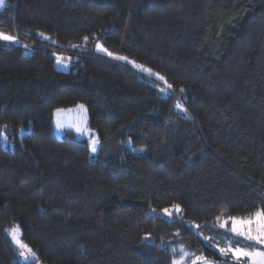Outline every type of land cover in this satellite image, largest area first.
<instances>
[{
    "label": "trees",
    "instance_id": "16d2710c",
    "mask_svg": "<svg viewBox=\"0 0 264 264\" xmlns=\"http://www.w3.org/2000/svg\"><path fill=\"white\" fill-rule=\"evenodd\" d=\"M0 31L29 45L0 40V264H23L15 225L35 264H231L188 225L216 241L217 217L264 208V0H6ZM79 104L97 158L55 134Z\"/></svg>",
    "mask_w": 264,
    "mask_h": 264
},
{
    "label": "snow or ice",
    "instance_id": "6c2138e0",
    "mask_svg": "<svg viewBox=\"0 0 264 264\" xmlns=\"http://www.w3.org/2000/svg\"><path fill=\"white\" fill-rule=\"evenodd\" d=\"M4 4L5 0H0V7H3ZM39 35L44 39H50L49 37L44 36L43 33H39ZM85 39H87V37H85ZM0 40L10 43L18 42L15 37L2 32H0ZM97 50L106 53L108 56L114 59L132 63L136 68L142 71H146L150 75H155L162 81L164 80V78L159 76L157 73H153L151 69H148L143 65L136 64L134 61L128 60V58L125 56H116L99 44L97 45ZM63 60L64 58L57 57L58 63L63 62ZM165 84L167 85V88L172 87V85L167 84L166 81ZM80 108L83 109V105H80ZM177 108L183 110L182 105L180 104H177ZM3 138L6 139V137ZM97 143L98 141L96 140L92 141V152H95L97 150ZM153 211H155V209H153ZM163 212L166 216L169 217H171L174 213L179 216L181 209L179 205H174L172 210L165 208L163 209ZM180 218L182 219V217ZM217 224L218 227L225 229V233L235 239L237 244V246H233V240L227 239L225 245L220 246L219 242L212 240V238L204 237L205 242L209 243L211 247L216 249L220 256L230 258L231 264H264V250H261V248H264V208H258L256 211L246 216H225L224 214H222L221 216L217 217ZM188 227L193 228V225L189 224ZM18 231V228H14L10 232V235L17 246L22 249V251H20L19 253L20 257L23 258L25 264H35L36 253L33 252L27 244L22 242V240L18 236ZM197 235H201V233L197 232ZM145 238L147 239L148 237ZM172 251L175 252L176 249H172ZM180 251L182 253L180 259L174 260L173 264H185V261L189 255L192 256L191 264H215L214 261H210L202 255L197 256L195 254L185 253L183 248H181Z\"/></svg>",
    "mask_w": 264,
    "mask_h": 264
},
{
    "label": "rangeland",
    "instance_id": "374dc122",
    "mask_svg": "<svg viewBox=\"0 0 264 264\" xmlns=\"http://www.w3.org/2000/svg\"><path fill=\"white\" fill-rule=\"evenodd\" d=\"M5 2H6V0H5ZM3 7H0V9L3 8ZM0 32L5 33L3 31H0ZM12 37H15L18 42L17 43H10V42L3 41V40H1V41H3L4 43H6V44H8L10 46H15V45L24 46V47L27 46L25 48L28 49L29 45L27 43L23 42L19 37H16V36H12ZM96 50H97V47H96ZM30 51L31 50L29 49L26 52L28 53ZM98 52H102V51H98ZM102 53H104V52H102ZM57 57L64 58L63 62L58 63L57 62ZM77 61H78V57L73 55V54H71V53L56 54L55 55V68L57 70L68 72V71L72 70L73 65L76 64ZM129 64L132 67H134L135 69L139 70L140 72L148 75L149 77H155L157 80L162 81V80L158 79L157 76L150 75L148 72L142 71V70L136 68L134 66V64H132V63H129ZM136 64H138V63H136ZM159 88H160L161 91L163 89V91H162L163 94H165V95L167 94V92H166L167 90H166L165 87L159 86ZM80 105H83V109L80 108ZM58 110H59V112H58ZM53 124H54L55 134H56V136L59 139H61V140L65 139L67 134L71 133V134H73L75 136L76 139L85 141L88 144L89 148H90L91 157L92 158H97V156L99 155L100 150H101V144H100V140H99V137H98L96 131L93 130L90 127V125H89V112H88V108H87V106L85 104H79V105H76V106H73V107H69V108H58V109H56L55 112H54ZM30 131H31L30 128H26V127L21 128V130L19 132V136L22 138V137L26 136ZM3 137H6V139L3 138ZM93 140L98 141V143L96 144V149L97 150L95 152H92V150H91V144H92ZM0 143L6 148L13 146V144H12V142L10 140V136L7 133V130H6L5 126H0ZM130 144L131 143L129 142V145ZM132 151L136 152V153H143V152H145V149H143V148H139V149L132 148ZM161 214H162V216H166L164 213H161ZM166 217H169V216H166ZM196 226H198V227H196ZM213 227L215 228V231H216L215 232V237L217 238V231L218 230H219L218 235L221 237V239H217L216 242H221L222 240L232 239L233 240V246H237L235 239H233L230 235L225 233V229L218 227L217 223H215L213 225ZM14 228H18V230H19L18 231V236L22 240L21 229H20V227L18 225L12 226L11 228L7 229V233L9 234L10 238L12 239V237L10 235V232ZM194 228H195V232L196 233L197 232L201 233L200 236L202 237L203 241L205 242L204 237H207V236L204 235V232L202 231V226L194 224L192 229L194 230ZM12 241H13V239H12ZM22 242L24 243L23 240H22ZM14 244H16V243L14 242ZM206 244L208 246H210L209 243H206ZM16 246H17V244H16ZM240 246H242V245H240ZM19 250L22 251V249H20V248H19ZM36 258H37V255H36ZM18 260L21 263L25 264V261L23 260L22 257H20V255L18 257ZM208 260H210V259H208ZM191 261H192V256L189 255L187 257L186 261H185V264H191ZM210 261H214V260H210ZM214 262H215V264H221V263H219L217 261H214ZM36 264H40V263H36Z\"/></svg>",
    "mask_w": 264,
    "mask_h": 264
}]
</instances>
